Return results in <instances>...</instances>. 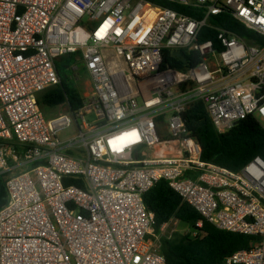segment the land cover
<instances>
[{
	"label": "built area",
	"instance_id": "1",
	"mask_svg": "<svg viewBox=\"0 0 264 264\" xmlns=\"http://www.w3.org/2000/svg\"><path fill=\"white\" fill-rule=\"evenodd\" d=\"M164 1L201 17L146 0H0V264H166L178 221L156 228L143 203L161 180L215 228L255 238L221 264H264V159L202 161L184 120L203 102L219 134L248 117L264 131V42L212 22L228 13L264 40V0ZM166 50L196 62L173 68ZM69 54L90 90L45 118L38 96Z\"/></svg>",
	"mask_w": 264,
	"mask_h": 264
},
{
	"label": "trees",
	"instance_id": "2",
	"mask_svg": "<svg viewBox=\"0 0 264 264\" xmlns=\"http://www.w3.org/2000/svg\"><path fill=\"white\" fill-rule=\"evenodd\" d=\"M153 4L180 11L188 16L199 18L201 15L193 8L180 6L164 0H146ZM212 22L230 30L248 43H263L262 37L248 30L234 20L228 13L213 17ZM215 38V32L205 29L200 40ZM187 63L184 65L165 51L163 63L173 68H184L196 62L197 56L181 50ZM75 54L62 57L57 65L60 84L44 90L38 96V103L46 107L68 104L71 110L77 109L82 102L80 94L72 86L62 80L61 70H66L75 63ZM184 120L187 129L197 140L202 161L226 168L239 170L251 158L260 156L264 159V131L251 117L241 120L228 132L219 134L214 129L203 102H196L185 111ZM64 185H77L85 188L82 180L67 177ZM7 198L2 178L0 177V208ZM143 203L147 210L154 214L155 227L169 221L171 218L186 224L193 233L181 235L174 233L170 239H162L160 251L166 264H221L225 258L234 252L248 249L255 238L243 234L224 231L215 228L207 222L193 207L183 202L165 181L157 182L143 195ZM201 222V226L196 223Z\"/></svg>",
	"mask_w": 264,
	"mask_h": 264
},
{
	"label": "rangeland",
	"instance_id": "3",
	"mask_svg": "<svg viewBox=\"0 0 264 264\" xmlns=\"http://www.w3.org/2000/svg\"><path fill=\"white\" fill-rule=\"evenodd\" d=\"M77 71L80 73L79 80H75L71 78V72L66 71L64 69H60L62 80L66 83L70 84L74 90H76L79 94L86 93L90 90L89 86L87 85V82H89V78L83 73L82 65L80 61L76 62ZM70 67V66H69ZM42 114L45 118H51L56 115H58L61 112H65L67 110V106H55V107H46L42 104L40 105ZM70 130L65 131L64 133L67 135ZM176 229L179 232V234L186 233L193 236L192 230L184 223L178 222L176 225Z\"/></svg>",
	"mask_w": 264,
	"mask_h": 264
},
{
	"label": "water",
	"instance_id": "4",
	"mask_svg": "<svg viewBox=\"0 0 264 264\" xmlns=\"http://www.w3.org/2000/svg\"><path fill=\"white\" fill-rule=\"evenodd\" d=\"M172 54H173L175 57L179 58V60H180L181 62H183V63L185 62V58H184V56H182V54H181L180 51H173Z\"/></svg>",
	"mask_w": 264,
	"mask_h": 264
}]
</instances>
